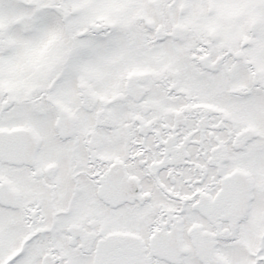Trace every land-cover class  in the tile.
<instances>
[{
    "label": "snow or ice",
    "instance_id": "6c2138e0",
    "mask_svg": "<svg viewBox=\"0 0 264 264\" xmlns=\"http://www.w3.org/2000/svg\"><path fill=\"white\" fill-rule=\"evenodd\" d=\"M0 264H264V0H0Z\"/></svg>",
    "mask_w": 264,
    "mask_h": 264
}]
</instances>
